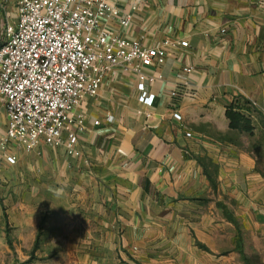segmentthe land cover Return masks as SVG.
Wrapping results in <instances>:
<instances>
[{
	"label": "crops",
	"instance_id": "1",
	"mask_svg": "<svg viewBox=\"0 0 264 264\" xmlns=\"http://www.w3.org/2000/svg\"><path fill=\"white\" fill-rule=\"evenodd\" d=\"M109 2L131 16L128 27L105 24L117 36L149 48L169 42L166 56L142 70L156 78L145 83L153 105L139 101L133 68L119 66L75 110L84 119L80 157L41 143L9 150L11 166L0 149V228H13L18 258H30L41 229L44 244L62 246L58 259L74 264L192 261L205 204L224 215L220 205L232 202L245 236L258 241L261 159L236 138L227 112L240 105L264 138V0ZM184 81L192 95L171 98ZM6 126L0 110V131Z\"/></svg>",
	"mask_w": 264,
	"mask_h": 264
},
{
	"label": "built area",
	"instance_id": "2",
	"mask_svg": "<svg viewBox=\"0 0 264 264\" xmlns=\"http://www.w3.org/2000/svg\"><path fill=\"white\" fill-rule=\"evenodd\" d=\"M15 4V19L4 24L0 40V110L7 116L0 149L9 164L16 163V156L7 154L10 147L29 153L41 143L80 157L84 119L75 110L85 97L97 96L116 67L133 68L140 79L139 101L153 105L154 95L148 94L145 83L156 78L142 70L166 56L168 41L149 48L117 36L105 24L119 20L128 27L131 16L109 0H16ZM182 71L189 75L192 68ZM169 95L190 96L192 88L184 81ZM174 116L181 120L178 113Z\"/></svg>",
	"mask_w": 264,
	"mask_h": 264
},
{
	"label": "rangeland",
	"instance_id": "3",
	"mask_svg": "<svg viewBox=\"0 0 264 264\" xmlns=\"http://www.w3.org/2000/svg\"><path fill=\"white\" fill-rule=\"evenodd\" d=\"M15 2L16 0H0V40L4 24L9 21L13 22L15 19ZM230 128L234 132L238 131L241 133L242 137L236 138L241 140V144L245 146L247 151H254L261 159L258 169L260 168L264 173V138L254 132L255 128L252 126L251 120L247 117L240 121L235 120L233 125L230 122ZM2 135H5L4 130L0 131V136ZM11 149L12 147H10ZM14 165L16 166V164H11V166ZM224 207L233 220H229V223H227V219L221 210L216 212L208 204H205L203 213L206 212L207 219L205 223L198 222L197 230L199 238H196L192 230V261L178 263L175 260L166 262L152 258L155 260H140V262L133 260L131 264H245L243 256L236 248L239 238L248 264H264V236L259 235L258 241L253 236H245L242 227H240L242 220L235 216L237 205L232 202L230 206ZM224 218L226 219L225 221ZM199 232L204 233L205 236L200 235ZM42 234L40 229L30 258L20 260L18 258L19 254L16 253L14 247L13 228H9L8 226L4 229L0 228V264H74L73 261H60L58 259V252L62 251V246L55 243V240H52L50 244H44V236ZM5 248L8 249L7 254L4 253ZM22 251L25 252L26 250ZM26 253L28 256L29 252L26 251ZM44 254L53 255V260L51 262L46 261Z\"/></svg>",
	"mask_w": 264,
	"mask_h": 264
},
{
	"label": "trees",
	"instance_id": "4",
	"mask_svg": "<svg viewBox=\"0 0 264 264\" xmlns=\"http://www.w3.org/2000/svg\"><path fill=\"white\" fill-rule=\"evenodd\" d=\"M237 109H239V110H237ZM240 109H242V107L240 105H234L227 112V117L230 119L231 125L234 124L235 120H237V121L239 120L240 121V120L246 118L244 114L239 112ZM220 207L223 209V212H224V215L226 216V218L229 219L230 221H233L232 218L229 216L228 212L226 211V208L224 206H222V205H220ZM236 248H237L238 252L243 256L245 264H248V260L244 256V253H243L242 243L240 241V238L238 239V242L236 244Z\"/></svg>",
	"mask_w": 264,
	"mask_h": 264
}]
</instances>
